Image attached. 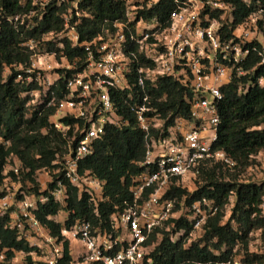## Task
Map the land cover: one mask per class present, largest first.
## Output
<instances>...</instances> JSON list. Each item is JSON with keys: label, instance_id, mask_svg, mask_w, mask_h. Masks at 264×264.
<instances>
[{"label": "built area", "instance_id": "2783aa9c", "mask_svg": "<svg viewBox=\"0 0 264 264\" xmlns=\"http://www.w3.org/2000/svg\"><path fill=\"white\" fill-rule=\"evenodd\" d=\"M86 1L20 0L23 7H28L27 14L8 18L13 24L20 22L26 29H34L55 9L63 28L44 34L43 41L58 38V47L62 50V40H66L74 48H84L87 59L83 72L68 79L66 97L58 103L53 98L48 104L56 106L50 121L67 139V147L62 160L55 162L62 168L53 176L45 173L53 182L54 174L62 171L63 179L58 178L56 188L39 198H18V194L9 190L0 198V214L10 211V227L36 249L32 254L36 262L144 264L152 249L162 241L163 232L170 233L174 242L184 236L185 245H189L202 237L203 229L219 212V207L206 199L186 205L167 195L174 188L194 193L203 170L214 164H222L231 170L237 166L225 152L214 149L221 124L218 106L224 97L222 88L234 79L239 80L238 94L248 92L252 81L243 84L242 78L255 75L257 69V66L244 69L251 54L260 58V66L264 65V0H242L248 7L253 4V11L234 28L235 6L230 0H175L176 7L166 26L158 17H139L141 11L150 10L160 0H123L125 19L114 21L113 30H107L105 35L82 42L79 24L84 18L91 17L84 7ZM225 24L232 30L229 39H223ZM38 45L35 39L23 43L24 48L33 52L32 62L35 58L43 60L45 55L50 58L58 55L57 51H41ZM33 67L26 69L30 76L28 80L35 79L41 87L49 89L54 83L46 81L41 70ZM134 74L136 78L132 84ZM165 77L190 87L194 95L191 117L177 119L171 127H165V120L147 105V88L158 87ZM257 85L264 86V77L257 79ZM134 86L141 88L145 95L143 104H134L132 111L146 141V156L141 163L145 171L134 179L131 188L134 204L124 213L112 216L110 231H101L89 222H77L70 228H63L61 239L53 236L36 218L35 211L51 198L66 205L67 183L80 193H88L96 207L104 200V183L83 172L81 163L93 153L96 141L105 135L107 126L119 129L129 126V121L113 102L111 91L132 92ZM129 98H134L133 92ZM64 118H73L83 126L79 128L78 123L65 125ZM71 130L73 135L70 137ZM14 171L19 174L18 168ZM41 188L48 190L47 185ZM12 189L15 190V186ZM230 200L225 205L223 224L227 223V215L230 217L234 205V198ZM260 207L264 217V195ZM181 219L190 223L189 232L177 227L176 221ZM157 230L163 232H157V242L152 243L150 250L147 245ZM251 236L248 253L259 260L252 263L240 254L220 264H264L263 232L257 230ZM65 243L69 245L67 260ZM4 259L2 254L0 262ZM16 260L17 256L13 262Z\"/></svg>", "mask_w": 264, "mask_h": 264}, {"label": "trees", "instance_id": "16d2710c", "mask_svg": "<svg viewBox=\"0 0 264 264\" xmlns=\"http://www.w3.org/2000/svg\"><path fill=\"white\" fill-rule=\"evenodd\" d=\"M230 1L235 6L234 28L250 15L253 4L248 7L242 0ZM84 7L89 10L91 17L84 18L79 24L82 42H90L105 35L107 30H113L114 21L125 19L126 6L123 0H87ZM175 7V0H160L150 10L141 11L139 17H158L166 26ZM27 11L28 7H23L20 0H0V139L3 140L0 142V185H4L7 180L15 183L14 180L23 177V183L28 181L32 186L26 191L21 188L17 197L39 198L54 190L57 179H63L64 175L62 171L54 174V181L48 184V190L45 191L37 182L36 174L47 171L53 176L55 171L60 170L62 165L55 162L62 160L67 147V139L50 121L56 113V106L48 104L53 98L58 103L66 97L67 81L73 75L83 72L87 53L84 48L72 47L66 40H62V50L58 47V38L43 41L44 34L59 32L63 28V22L55 9L34 29H26L20 22L13 24L8 21L9 17H24ZM213 15L218 17L217 13ZM222 34L223 39H229L232 30L225 24ZM31 39L39 42L41 51H57L59 56L66 58L76 68L59 70L57 82L47 90L35 79L29 81L30 76L25 71L32 65L33 52L24 48L23 43ZM256 66L255 75L242 78L243 84L252 81L248 92L238 94L239 80L234 79L230 85L222 88L224 97L218 106L221 124L214 149L225 152L234 160L237 163L235 169L214 164L203 170L197 182L198 189L194 193L174 188L167 195L177 202L184 201L186 205L206 199L219 207L218 214L203 229L202 237L189 245H185L184 236L174 242L170 233L155 231L147 245L151 247L150 250L153 248L152 243L157 242V232H163V238L152 249L144 264H220L240 254L252 263L259 260V257L250 255L248 251L253 232L262 230L264 236V217L260 207L264 182L243 183L237 172L227 181L225 179L229 177V172L227 174L224 171V168L239 171L251 166L255 163V157L264 149V86L257 85V79L264 77V65L260 66V58L251 54L244 69L250 70ZM21 67L24 69L19 70ZM6 68L10 69L7 77L4 76ZM135 78L136 74L131 79L132 84ZM36 91L41 94V103L31 106V94ZM132 92L134 98L131 99L129 94ZM132 92L111 91L113 102L129 121V126L124 129L107 126L105 135L96 141L93 153L81 163L83 172L90 173L104 183V200L96 207L88 193H80L65 181L68 195L66 205L51 198L35 211L36 218L53 236L61 239L63 228H70L77 222H89L94 228L110 231L112 216L124 213L134 204L131 188L134 179L145 171L141 163L146 156V141L145 133L139 128L132 111L134 104H143L145 95L138 86H134ZM147 93V105L165 120V127H171L177 119L191 117L194 95L190 87L165 77L159 81L158 87L149 86ZM62 121L65 125L74 126L78 123L79 128L83 126L82 122L73 118H64ZM68 135L71 137L73 130ZM14 168H18L19 174H16ZM7 169L8 175L5 174ZM6 193L7 188L0 193V198ZM231 198H234L231 215L227 223L223 224L225 205L231 202ZM60 212L67 213L65 222L55 220ZM10 214V211L5 215L0 214V256H5L0 264H15L13 259L17 253L26 255L21 264H42L33 259L32 254L36 249L21 239L16 229L10 227ZM176 225L186 232L191 230L186 219L176 221ZM68 247V243H65L66 260L69 258Z\"/></svg>", "mask_w": 264, "mask_h": 264}, {"label": "rangeland", "instance_id": "374dc122", "mask_svg": "<svg viewBox=\"0 0 264 264\" xmlns=\"http://www.w3.org/2000/svg\"><path fill=\"white\" fill-rule=\"evenodd\" d=\"M43 60H40L38 58H35L32 62L33 68L36 70H41L42 76H44L46 81H49L51 83H56L59 78V70H71L75 69L76 66L72 65L68 62L67 59L62 58L61 56L57 55L55 58H50L49 56H42ZM24 68H20L19 70H23ZM26 72V71H25ZM10 74V69L6 68V71L4 73V76L7 77ZM31 94V102L30 105H39L41 103V94ZM33 100V101H32ZM53 120V118H51ZM0 142H3L2 139H0ZM13 164V163H12ZM224 171L229 172V177H227L225 180H229V178L232 177V175H236V172L239 174V180L244 183H260L264 181V149L255 157V163L251 166L240 169L239 171H229L227 168H224ZM9 169L5 171V174L8 175ZM23 177L20 180H17L11 183L5 181L4 185H0V193H2L7 188V192L13 191L14 194H18V192L21 191V188H24L25 191L32 186L30 182H26V184L22 181ZM36 180L39 183L40 187H46L49 184V177L45 173V171H40L36 174ZM15 186V190L12 189V187ZM19 190V191H16ZM230 217L227 215V220H229ZM67 219V213L60 212L57 217H55V220L57 222H65ZM17 262L16 263H23L25 261L26 255L24 253H17ZM15 261V260H14ZM15 263V264H16Z\"/></svg>", "mask_w": 264, "mask_h": 264}]
</instances>
